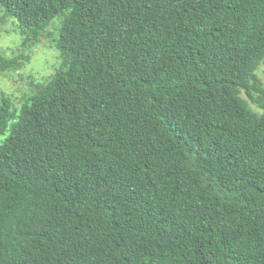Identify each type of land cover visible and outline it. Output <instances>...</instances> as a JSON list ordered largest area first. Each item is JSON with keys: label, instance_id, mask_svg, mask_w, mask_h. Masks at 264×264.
Returning a JSON list of instances; mask_svg holds the SVG:
<instances>
[{"label": "trees", "instance_id": "obj_1", "mask_svg": "<svg viewBox=\"0 0 264 264\" xmlns=\"http://www.w3.org/2000/svg\"><path fill=\"white\" fill-rule=\"evenodd\" d=\"M0 13L60 60L20 107L0 88V264H264V0Z\"/></svg>", "mask_w": 264, "mask_h": 264}, {"label": "rangeland", "instance_id": "obj_2", "mask_svg": "<svg viewBox=\"0 0 264 264\" xmlns=\"http://www.w3.org/2000/svg\"><path fill=\"white\" fill-rule=\"evenodd\" d=\"M2 16L3 14L0 13V18ZM57 21L58 19H54L51 26ZM21 44L22 35L13 20L11 18L0 20V53L6 57L17 56L21 53L24 56L21 60V67L15 70L13 75L0 72V88L13 100L16 107L21 106L25 91L33 88L34 84L47 83L60 65L59 53L53 47L51 38L43 37L41 42L32 49ZM259 74L264 81V63ZM0 137L1 143L7 137V133Z\"/></svg>", "mask_w": 264, "mask_h": 264}]
</instances>
